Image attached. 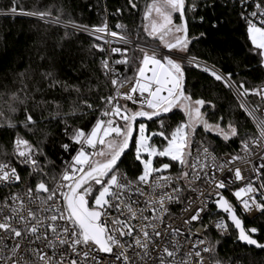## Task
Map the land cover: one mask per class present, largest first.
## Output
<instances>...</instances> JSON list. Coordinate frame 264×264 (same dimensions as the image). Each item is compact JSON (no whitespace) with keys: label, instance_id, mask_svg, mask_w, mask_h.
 I'll return each mask as SVG.
<instances>
[{"label":"snow or ice","instance_id":"snow-or-ice-1","mask_svg":"<svg viewBox=\"0 0 264 264\" xmlns=\"http://www.w3.org/2000/svg\"><path fill=\"white\" fill-rule=\"evenodd\" d=\"M127 2L130 8H137L134 0ZM229 3L244 23L249 52L264 68V0ZM198 8L197 0H151L144 9L143 32L154 47L131 41L124 34V25H116L121 32L110 31L107 23L92 26L91 35L103 42L92 48L101 55L105 85H111L107 95H98L99 107L83 96L68 111L55 96L36 100L34 93L41 89L30 85L24 74L14 89L0 93V128L13 134L11 153L0 158V188L8 189L0 200V264H209L217 251L207 238L209 226L203 221L210 205L227 214L238 230V241L264 249V244L253 238L259 229L245 228L236 206L224 195L231 184L246 179L235 162H251L252 171L261 178L260 186L246 182L231 195L244 212L264 215V84L248 88L231 72L224 74L188 55L190 45L205 35L190 34L188 14H195ZM8 11L57 27L63 16L56 7L18 11L15 0ZM199 19L203 21L202 16ZM68 26L88 31L87 25L69 21ZM67 35L66 31L61 39ZM109 36L124 47H111L104 55L103 44L116 42L108 40ZM128 45L132 46L131 55ZM186 64L234 91L245 116L244 125L225 122L222 115L216 117L214 103L194 98L187 91ZM129 69L131 76L127 75ZM40 76L49 89L59 86L51 71H42ZM69 90L81 91L66 85L65 91ZM94 90L99 93V86ZM250 96L258 100L253 102ZM30 99L32 109L28 107ZM36 108H40L41 117L46 110L55 113L51 118L64 125L66 139L48 144L26 138L35 135L42 122ZM174 109L184 118L167 131L165 114ZM84 110L99 113L90 129L68 123L77 111L85 115ZM149 121L159 122L160 131L149 133ZM249 121L254 132L241 135ZM201 128L224 142L239 139L245 155L218 158L215 149L203 141L194 155L192 146ZM154 136L164 143L154 144ZM126 154H132L138 165L131 176L119 168ZM57 167L60 171L53 173ZM174 167L173 174L169 170ZM21 171L27 172V181ZM176 206L179 215L171 211ZM214 227L226 231L228 225L221 220ZM214 264L222 262L217 259Z\"/></svg>","mask_w":264,"mask_h":264},{"label":"trees","instance_id":"trees-1","mask_svg":"<svg viewBox=\"0 0 264 264\" xmlns=\"http://www.w3.org/2000/svg\"><path fill=\"white\" fill-rule=\"evenodd\" d=\"M136 9L130 8L127 0H15L19 9L32 11L48 7H56L63 12L61 21L72 24L87 25L92 28L94 25L107 23L112 30L119 32L116 25H124L127 29L124 32L129 38L139 42L154 46L146 34L143 32V13L145 6L151 0H134ZM199 8L195 14H188V24L190 34L199 36L205 35L190 45L189 56L197 57L201 62H207L224 74L231 72L237 81H245V86L255 88L264 83V68L259 66L258 58L249 52V43L246 39L245 26L236 12L233 10L229 0H197ZM13 6V0H0V12H9ZM121 9V12H117ZM203 21H200V17ZM177 22H179L177 20ZM215 25V27H213ZM67 31V38L62 40ZM94 43H101L90 35L76 32L63 26L46 24L36 18L25 15L0 14V93L9 89H14L21 81L20 74H24L30 85H35L41 91L34 93L35 99L50 98L55 96L68 111L69 106L78 100L80 96L88 98L94 105L99 107L98 95H107L111 88L110 83L105 85V78L101 74L99 61L101 55L92 48ZM104 55H108L106 46ZM129 49V55H131ZM43 58V59H41ZM113 57V59H117ZM121 73L124 66H118ZM51 71L59 86L55 90L47 87L42 81L40 73ZM186 88L192 93L194 98H203L211 101L216 107V117L224 116L225 122L232 120L235 123L244 125L245 116L239 109V102L235 98L233 91H229L220 82L206 72L198 68L185 65ZM131 69L127 75L131 76ZM68 89L80 88V92L65 91ZM99 86L100 92L94 89ZM93 89V91H89ZM31 93V89H30ZM249 100L255 102L256 97L250 96ZM129 107H134L128 104ZM30 109L33 108L31 99L28 103ZM85 115L77 116L68 121L73 127H85L90 129L98 112L84 110ZM208 112L212 109L208 108ZM37 118L42 122L38 124L35 135L28 134L26 138L33 143L43 142L51 144L58 143L66 139L64 136V125L55 117V113L49 110L44 111L40 116V108L35 109ZM51 118V120H50ZM183 113L179 109L173 110L165 116V129L170 131L183 120ZM210 121L214 117H209ZM50 120V122H49ZM149 132L160 131L159 122H146ZM21 134L24 130L21 129ZM254 132V127L249 121L246 127L241 128V135L244 132ZM12 132L0 128V158L4 153H11ZM195 139H200L209 147L214 148L217 153L241 151L240 140L232 139L224 142L214 133H205L203 129H198ZM152 142L162 145L164 141L159 136H154ZM160 160L161 158H156ZM167 162V160H165ZM55 163L59 166L61 161L57 159ZM157 166H159L157 164ZM121 171L133 175L138 170V165L134 162L132 154H126L119 163ZM53 173L59 172L57 167ZM21 175L26 181L28 175L26 171H21ZM240 218L244 220L245 228L255 226L259 232L254 238L259 243H264V215H259L254 220H248L241 212L237 211ZM237 233L232 229V237L223 238L217 234H212V241L217 246V251L213 254L214 260L221 262L241 261L247 264H264V250L249 248L236 242Z\"/></svg>","mask_w":264,"mask_h":264},{"label":"built area","instance_id":"built-area-1","mask_svg":"<svg viewBox=\"0 0 264 264\" xmlns=\"http://www.w3.org/2000/svg\"><path fill=\"white\" fill-rule=\"evenodd\" d=\"M108 28H109L110 31H117V30H112L109 25H108ZM79 32L85 33L87 35L92 36L91 35V29H89V28H88V31L87 32H85L84 30H79ZM107 39L110 40V41L115 40L117 43H119L118 40H117V38H112V37L109 36V37H107ZM129 39L131 41L140 43L139 41H137L135 39H132V38H129ZM112 44H107L108 47H106V48H107L108 54H109V51H110V48H111V45ZM128 46H130V45H128ZM118 47H124V45H122V44L119 43V46ZM262 84H264V83H262ZM123 90H127V88L125 87V89H123ZM233 93H234V91H233ZM256 100H258V97H256ZM122 103H123V101H122ZM128 104H131V102H128ZM201 142H202V140L195 139V143L192 146V152H193L194 155L196 154V151H197V145L200 144ZM214 154L218 158L219 157H224V156H226L228 154H238V155H241V156H244L245 155L242 151H237V152H224V153H217V152H215ZM249 160L250 161H255L256 163H259V161H258V159L256 157H250ZM235 166H238V167L241 168L242 174L245 176L246 179H245V181H236L235 183L231 184L230 187L228 188V190L227 191H224V195H225V197H227L232 202L233 205L236 206L237 211L241 212L248 220H254L260 214L259 213L253 214V213H246V212H244L242 210L241 205L236 201L235 197H233L231 195V193L233 191H235L236 188L243 187L246 182H254L255 186L256 187H259L260 184H261V178H260V176L258 174H256L255 172L252 171L253 164L251 162L246 163L244 160H238V161L235 162ZM169 171L174 174L175 167L173 169H170ZM128 175L131 176L130 174H128ZM7 192H8V189H6V188H0V200H2L4 198V196L6 195ZM215 209H216V207L214 205H210L208 207V209H207L208 214L203 215L204 224H206V225L209 226V231L207 233V238L211 240L213 233H215L218 236H221L223 238H230V237H232V229H233L232 225L229 223L227 217L224 214H221V213H217L216 214V213H214V210ZM171 211L173 212L174 215H179L180 214V207L179 206L173 207L171 209ZM221 220L228 225V228H227L226 231H219V230H217L214 227L215 223L217 221H221ZM198 227H199V225H197V228ZM251 227H255V226H251ZM214 261L215 260L212 257V259L210 260L209 264H214ZM222 264H247V263H244V262H241V261H234V262H222Z\"/></svg>","mask_w":264,"mask_h":264},{"label":"water","instance_id":"water-1","mask_svg":"<svg viewBox=\"0 0 264 264\" xmlns=\"http://www.w3.org/2000/svg\"><path fill=\"white\" fill-rule=\"evenodd\" d=\"M185 77H186V73H185ZM186 82H187V81H186ZM174 110H175V109H174ZM170 113H171V112H170ZM170 113L165 114V116L168 115V114H170ZM124 157H125V156H124ZM124 157L121 158V161H122V159H123ZM214 213H216V214H217V213H221V214H224V215L227 217V214L224 213L222 210L218 209L217 207H216V209L214 210ZM237 215H238V214H237ZM238 216H239V215H238ZM239 218H240V217H239ZM240 219L242 220L243 225H244V227H245L244 220H243L242 218H240ZM228 221H229V223L232 225L234 231L237 233V236H238V230L235 228V226L232 224V222H231L230 220H228ZM253 238H254V237H253ZM236 242H237V243H240V244H242V245H244V246H247V247H249V248H253V249L259 250V251L264 250V249L256 248L255 246H248V245H246L245 243L238 241L237 237H236ZM263 244H264V243H263Z\"/></svg>","mask_w":264,"mask_h":264},{"label":"rangeland","instance_id":"rangeland-1","mask_svg":"<svg viewBox=\"0 0 264 264\" xmlns=\"http://www.w3.org/2000/svg\"><path fill=\"white\" fill-rule=\"evenodd\" d=\"M2 13H4V14H8V15H16V14H12V13H10V12H0V14H2ZM21 15V14H20ZM65 25H68V23H65V22H63V21H61V25L60 26H63V27H65ZM66 28V27H65ZM67 28H69V29H72L73 31H76V32H79V30H82V29H78V30H74L71 26H68ZM89 29H92V28H89ZM101 43H103L102 41H100ZM141 43V42H140ZM143 44V43H142ZM106 47H108L107 46V44H104ZM150 45V44H149ZM119 46V43H117V42H115V43H113L112 45H111V47H118ZM150 46H152V45H150ZM155 46V45H154ZM153 46V47H154ZM128 48L129 49H132V46L130 45V46H128ZM203 63V62H202ZM210 67H211V65H209ZM147 124V123H146ZM147 131H148V129H147ZM149 132V131H148ZM149 133H151V132H149ZM152 139H153V137H152ZM155 144V143H154ZM157 146H159L158 144H156ZM161 159H164V160H166V158H161Z\"/></svg>","mask_w":264,"mask_h":264}]
</instances>
